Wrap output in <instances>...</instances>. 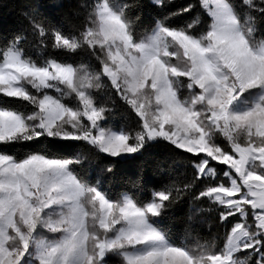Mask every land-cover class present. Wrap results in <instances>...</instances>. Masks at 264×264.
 Returning <instances> with one entry per match:
<instances>
[{
  "label": "snow or ice",
  "instance_id": "6c2138e0",
  "mask_svg": "<svg viewBox=\"0 0 264 264\" xmlns=\"http://www.w3.org/2000/svg\"><path fill=\"white\" fill-rule=\"evenodd\" d=\"M151 2L144 32L135 0H92L68 31L23 12L0 45V264H264V0H198L207 19L183 26L196 5ZM160 142L188 183L106 188ZM186 194L231 225L222 246L163 229Z\"/></svg>",
  "mask_w": 264,
  "mask_h": 264
},
{
  "label": "trees",
  "instance_id": "16d2710c",
  "mask_svg": "<svg viewBox=\"0 0 264 264\" xmlns=\"http://www.w3.org/2000/svg\"><path fill=\"white\" fill-rule=\"evenodd\" d=\"M91 2L92 0H3L0 4V45L14 34L29 29V21L22 15L23 12L35 15L45 25L61 26L68 31L73 25L83 23L84 9L81 8V4ZM189 2L196 5L194 11L172 18L170 22L174 26L187 24L197 14H200L202 19H207L206 11L200 7L198 0H174L166 11H175ZM128 12L133 19L139 17L136 24L140 32L150 30L154 21L163 14L160 9L153 6L151 0H135ZM261 34H264V24H261L257 36ZM28 36L32 39L30 32ZM115 112L116 114L111 117L112 123L117 126L126 123L127 114L120 109H116ZM184 155L178 151L174 153L164 142L152 145L143 155L122 160L114 168L113 173L109 174L110 181L106 188L115 189L117 192L123 191L129 187L131 179H138L144 189L143 195L148 197L153 185L182 186L192 178V169L183 159ZM201 187L198 185L196 190L199 191ZM160 223L175 240L187 237L190 244L199 239L201 242L214 241L218 246L223 245L225 234L231 226L220 224L216 206L206 199L194 201L191 194L179 198ZM243 255L241 253V256ZM112 264H115V260Z\"/></svg>",
  "mask_w": 264,
  "mask_h": 264
},
{
  "label": "rangeland",
  "instance_id": "374dc122",
  "mask_svg": "<svg viewBox=\"0 0 264 264\" xmlns=\"http://www.w3.org/2000/svg\"><path fill=\"white\" fill-rule=\"evenodd\" d=\"M206 11V10H205Z\"/></svg>",
  "mask_w": 264,
  "mask_h": 264
}]
</instances>
